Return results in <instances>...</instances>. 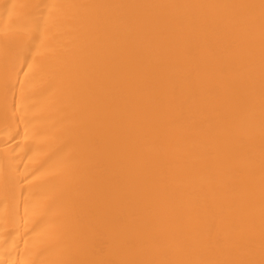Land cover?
<instances>
[{"label":"bare ground","instance_id":"obj_1","mask_svg":"<svg viewBox=\"0 0 264 264\" xmlns=\"http://www.w3.org/2000/svg\"><path fill=\"white\" fill-rule=\"evenodd\" d=\"M0 264H264V0H0Z\"/></svg>","mask_w":264,"mask_h":264}]
</instances>
